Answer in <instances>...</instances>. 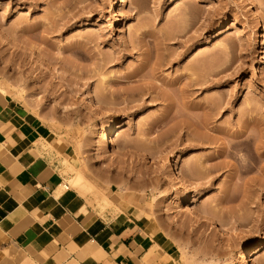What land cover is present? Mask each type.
Listing matches in <instances>:
<instances>
[{"label": "rangeland", "instance_id": "obj_1", "mask_svg": "<svg viewBox=\"0 0 264 264\" xmlns=\"http://www.w3.org/2000/svg\"><path fill=\"white\" fill-rule=\"evenodd\" d=\"M143 65L140 75L158 86L154 94L110 95L141 83L122 77ZM189 72L210 77L183 97ZM5 83L73 148L64 161L69 186L82 172L100 193L125 190L145 202L178 245L179 264H240V249L256 236L263 244L249 250L247 264H264V171L239 174L232 157H217L240 132L264 139V0H0ZM105 86L121 126L111 150L93 129L95 122L107 129L108 119L80 100L100 92L108 100ZM213 100L218 107L209 110ZM173 151L171 168L197 190L192 215L184 190L166 174ZM198 158L221 168L199 173Z\"/></svg>", "mask_w": 264, "mask_h": 264}, {"label": "crops", "instance_id": "obj_2", "mask_svg": "<svg viewBox=\"0 0 264 264\" xmlns=\"http://www.w3.org/2000/svg\"><path fill=\"white\" fill-rule=\"evenodd\" d=\"M72 150L0 90V264H179L178 245L145 202L69 186Z\"/></svg>", "mask_w": 264, "mask_h": 264}, {"label": "bare ground", "instance_id": "obj_3", "mask_svg": "<svg viewBox=\"0 0 264 264\" xmlns=\"http://www.w3.org/2000/svg\"><path fill=\"white\" fill-rule=\"evenodd\" d=\"M204 64H203V67H207L208 64L207 63H206L207 65L206 64L204 65ZM161 65H162V63L158 62L152 66L151 71H153L152 72L153 76L155 75L154 70H156ZM165 65H168V63L166 64V62H165ZM144 66L145 65H143L142 67H139V69H136L137 71H133V72L131 71V72H129V74L124 75V77H122V78H124V80H127V81L128 80L129 81L136 80V81H141V83L139 82L137 86H133L135 88H131L132 90H130V88L126 89V90L122 89L120 91H114L110 95L113 97V95L115 96L118 94V95L122 96L124 100L128 96L131 98L133 96H137L136 98L138 100H140V99H142L143 96H145V95L150 96L153 92H156V90L158 89V86L153 82V80L151 78H144L143 76L140 75L141 71H143V69H144ZM146 66H147V64H146ZM42 67H44V66H42ZM219 67L220 66L217 65L216 67L214 66V67H210V68H211V70L213 68L214 71H217V69ZM47 73L52 78L56 79L55 74H52L50 72H47ZM189 73L187 75L188 77H186L187 82H185L183 84L184 86L181 88V92H182L181 95L183 94L182 95L183 97H185L186 95L188 96V94H189V91L187 90V88H190L191 86H203L204 84H206L209 81V77H210L209 73L208 74L203 73L204 74L203 76L201 74H200L201 76L199 74L196 75L197 73L194 74L193 72H189ZM5 84H4V86H0V90L3 93H9V91H10V90H8L9 87L7 88L8 84L7 83H5ZM171 84H173V83H171ZM104 88L101 91H104V90L106 91V94L108 95L107 96L108 100H106L104 98L106 95H105V93L103 95L102 92L98 93L100 96L97 95V97L99 96V98H94L93 94H92L93 96H88V95H90V94H88V95H83V98L80 100H82L84 102V105L85 104L88 105V107H90L93 111L101 112L103 117L108 119L110 126L107 129H105V130L101 129L102 131H100V126L97 122L94 123V126H93L94 128L93 127L92 128L94 130H97V132L99 133V140H100V145H101L102 149L111 150L112 146H113L112 145L113 144V138L119 134L121 126H120V123L117 119V116L113 113V111L110 107L111 101L109 100L110 95H109V93H107L108 89H106V86ZM190 94H191V92H190ZM101 95H103L102 99H104V100L101 99ZM151 97L154 98V96H151ZM206 105L207 106H205V107H207L209 110L215 109L216 106L218 107L217 103H215L214 100L211 102H208ZM250 113H252V111ZM164 119H162V117L160 118V120H162V121ZM156 120L157 121H153V123L151 122V126H155V125L159 124L160 120L159 119H156ZM204 121L205 122L201 123V128L203 127V129L208 126V124L206 123V120H204ZM180 122H181V119H180L179 123ZM185 123H187L186 120H185ZM185 123L183 124V122H182V123H180V125L183 124L182 126H184ZM188 124L190 125V122L187 123V125ZM191 125H193V124H191ZM191 125H190V127H192ZM236 134H238V133H236ZM240 134L241 135L238 134L239 136L235 137V140L233 137V139L231 141L229 140V142L226 145L224 144L225 146L223 145L222 149L221 148L219 149V152L217 153L218 154L217 157H223V158L228 157V156L232 157L234 159V162H235V165H234L235 171L239 174L247 173L256 167H258V169L260 168L259 169L260 171L261 170L264 171V162L262 163V165L260 167L257 166V164L260 163V161H262L264 159V139L262 138L260 140V138H258V139H255L256 141H254L253 139L251 140L252 137L250 135H249L250 137L245 136L244 132H240ZM198 139H200V138H198ZM115 148H116V150H119V149H117V147H115ZM238 153H239V155H238ZM152 156H153V158L158 157L157 153H155ZM173 156H174V151L171 153L169 158L167 160H165L164 167L166 170V174L168 175V180L170 182H172L173 184L175 183V185H177V187H180L184 190L185 195L183 198V204L186 206V209L188 210V212L191 213V215H192L191 208L193 207V205L196 202V198H197L196 196L197 195H196L195 191H197V190L194 186L191 185V183L186 178V175L183 171L179 172V171L171 168L170 158H173ZM196 163H197L196 169L199 171V173L202 170H205V172L209 173L213 170V168H215L216 170L220 169L221 168L220 163H222V162H220L218 164L219 168L216 166H213V165H207L208 164L207 159L198 158ZM72 178H73L72 183H70V184L73 186V188L78 190V192L81 195H84L88 192V193H91V194L97 196V191H96L95 187L84 177L82 172H76V174ZM227 194L228 193H224L223 194L224 196H221L219 201L222 202V201L226 200ZM207 211H208V209H206V211H204V212H207ZM229 212H231V210H229ZM197 219L199 220L200 224H203L204 221H203L202 217L198 216ZM216 225H219L221 228H224L222 226V224H216ZM240 239L242 240L241 242H244L242 237ZM254 241H255L254 244L250 243V244L245 245L244 247H242L240 249L239 255H238V259H239L240 264H247V255H248L249 250H252V249L258 250L259 247L263 244V242L261 241L259 236H256Z\"/></svg>", "mask_w": 264, "mask_h": 264}]
</instances>
